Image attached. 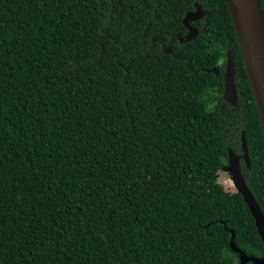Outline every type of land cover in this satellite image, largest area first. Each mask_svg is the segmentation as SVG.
Returning a JSON list of instances; mask_svg holds the SVG:
<instances>
[{"label": "trees", "instance_id": "16d2710c", "mask_svg": "<svg viewBox=\"0 0 264 264\" xmlns=\"http://www.w3.org/2000/svg\"><path fill=\"white\" fill-rule=\"evenodd\" d=\"M195 4L205 16L180 43ZM242 134L264 216V141L225 0H0V264H240L232 234L262 258L219 182Z\"/></svg>", "mask_w": 264, "mask_h": 264}, {"label": "water", "instance_id": "95a60500", "mask_svg": "<svg viewBox=\"0 0 264 264\" xmlns=\"http://www.w3.org/2000/svg\"><path fill=\"white\" fill-rule=\"evenodd\" d=\"M225 1L242 56L247 79L251 87L264 141V18L260 2L259 0ZM204 16L205 13L200 6L195 4V11L187 13L182 21L187 32L184 36H177L180 43L189 42L197 36L198 30L191 27L190 23L202 20ZM234 81L235 62L231 51L228 50L223 78V99L231 105H236L237 103V92ZM241 144L242 156H236L229 151L228 165L224 168V171L229 174L236 188V193L242 196L254 220L257 234L264 246V216L252 193L247 188L240 170V159L244 161L247 168L250 167L244 134H242L241 137ZM233 239L234 235L232 234L230 249L238 255L240 264H246L248 262L253 264H264V255L262 258L247 256L235 246Z\"/></svg>", "mask_w": 264, "mask_h": 264}, {"label": "rangeland", "instance_id": "374dc122", "mask_svg": "<svg viewBox=\"0 0 264 264\" xmlns=\"http://www.w3.org/2000/svg\"><path fill=\"white\" fill-rule=\"evenodd\" d=\"M227 180H230V176L226 171L223 170L219 175V182L229 191L236 192V188H233L226 184Z\"/></svg>", "mask_w": 264, "mask_h": 264}, {"label": "flooded vegetation", "instance_id": "af4514ba", "mask_svg": "<svg viewBox=\"0 0 264 264\" xmlns=\"http://www.w3.org/2000/svg\"><path fill=\"white\" fill-rule=\"evenodd\" d=\"M166 49L169 50V47H167Z\"/></svg>", "mask_w": 264, "mask_h": 264}, {"label": "clouds", "instance_id": "9594fccd", "mask_svg": "<svg viewBox=\"0 0 264 264\" xmlns=\"http://www.w3.org/2000/svg\"><path fill=\"white\" fill-rule=\"evenodd\" d=\"M221 63H222V61H221Z\"/></svg>", "mask_w": 264, "mask_h": 264}]
</instances>
